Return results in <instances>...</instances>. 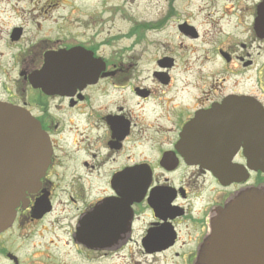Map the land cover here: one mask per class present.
Masks as SVG:
<instances>
[{
	"label": "flooded vegetation",
	"instance_id": "af4514ba",
	"mask_svg": "<svg viewBox=\"0 0 264 264\" xmlns=\"http://www.w3.org/2000/svg\"><path fill=\"white\" fill-rule=\"evenodd\" d=\"M80 1L0 0V63L16 74L13 84L1 67L0 102L29 114L50 151L0 233V264H196L218 209L250 189L264 197V171L215 131L234 127V96L264 108V18L249 11L240 55L233 12L205 29L176 8L183 0L138 16ZM69 54L80 71L32 80ZM234 61L254 69V90L234 89ZM212 159L233 176L219 177ZM224 230L234 264H264V208L234 210Z\"/></svg>",
	"mask_w": 264,
	"mask_h": 264
},
{
	"label": "water",
	"instance_id": "95a60500",
	"mask_svg": "<svg viewBox=\"0 0 264 264\" xmlns=\"http://www.w3.org/2000/svg\"><path fill=\"white\" fill-rule=\"evenodd\" d=\"M256 9L259 16L264 18V0ZM73 57V54L62 55L57 58L59 63L47 62L35 72L32 80L41 83L45 80L43 74L51 72L57 74L55 79L59 82L64 80L61 76L65 73L80 71V64L67 62ZM204 119L202 115L196 123ZM193 130V125H190L186 135ZM215 131L219 141L228 142L229 153L235 155L242 149L247 169L264 171V109L259 103L250 97L234 96V127ZM49 154V146L38 123L22 109L0 102V232L11 224L15 209L26 194L37 188L46 169ZM195 159L200 161L199 158ZM219 160L212 159L207 162L212 164L219 177L230 179L234 173L225 174V169L216 167L215 162L219 163ZM227 161L228 158L224 157L222 165H227ZM263 201V193L250 189L233 197L223 208L218 209L210 221V235L199 250L196 264H203L202 259L205 256L208 257L206 264H234L231 257L233 246L229 244L234 233L225 234L224 229L233 226L234 210L241 207L263 209ZM240 202L245 205L240 206ZM204 251L207 253L204 254Z\"/></svg>",
	"mask_w": 264,
	"mask_h": 264
},
{
	"label": "rangeland",
	"instance_id": "374dc122",
	"mask_svg": "<svg viewBox=\"0 0 264 264\" xmlns=\"http://www.w3.org/2000/svg\"><path fill=\"white\" fill-rule=\"evenodd\" d=\"M90 0H85V2L80 1L78 7L83 8H94V4L89 3ZM169 0H134L130 3V0H109L110 9L114 7H123L124 9H133V14L135 16L154 14L156 9H166ZM106 2V0H103ZM261 0H183L181 3L176 2V8H186V10H191L190 14H199L201 19L204 20L205 29H209L208 25L211 21H216L218 17H223L222 20L227 19L224 16L226 13H234V52L235 54H240L243 50H240L241 44H248V33H247V19L249 11L255 8ZM125 3V5H124ZM107 8V7H106ZM188 14V12H187ZM137 18V17H136ZM118 24V23H117ZM247 52L250 51L249 47L245 49ZM264 61V55L259 58L258 63L260 64ZM245 64L242 67L238 62L234 61V89H240L245 91H252L256 88L254 80V69L248 68ZM1 67L6 69L8 76L10 77L12 83L16 78L15 70L14 72L10 68V64L0 63ZM2 80V72H0V81ZM14 84V83H13ZM112 264H122L120 261H112ZM159 264H162L159 262Z\"/></svg>",
	"mask_w": 264,
	"mask_h": 264
}]
</instances>
